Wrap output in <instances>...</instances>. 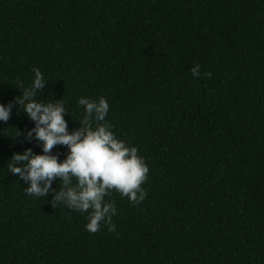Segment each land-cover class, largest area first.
Returning a JSON list of instances; mask_svg holds the SVG:
<instances>
[{
	"label": "trees",
	"instance_id": "obj_1",
	"mask_svg": "<svg viewBox=\"0 0 264 264\" xmlns=\"http://www.w3.org/2000/svg\"><path fill=\"white\" fill-rule=\"evenodd\" d=\"M34 67L47 80L37 99H62L69 130L77 98L103 95L113 131L148 166L139 204L106 197L113 231L86 230V212L26 194L7 170L14 151H41L14 101ZM8 101L0 264H264V0H0Z\"/></svg>",
	"mask_w": 264,
	"mask_h": 264
},
{
	"label": "clouds",
	"instance_id": "obj_2",
	"mask_svg": "<svg viewBox=\"0 0 264 264\" xmlns=\"http://www.w3.org/2000/svg\"><path fill=\"white\" fill-rule=\"evenodd\" d=\"M30 85L17 81L20 94L14 97L20 111L33 122L24 131L25 139L39 142L40 152L31 147L14 151L8 158L7 170L18 174L26 182L24 191L34 197L51 194L53 207L63 204L73 211L86 212L85 229L95 232L101 223L113 231L111 223L116 213L115 203L106 199L112 190L139 204L146 196L141 187L148 166L138 155V149L117 137L112 124L106 119L109 104L103 95L80 96L77 105L83 106L79 126L68 129L64 113H68L62 99H37L46 83L43 73L34 67ZM193 77L201 75L199 63L189 69ZM210 75V73H204ZM13 101L0 102V122H7L12 114ZM17 129L8 136L20 135ZM66 146L63 158L52 151L55 145ZM57 186L52 187L53 181Z\"/></svg>",
	"mask_w": 264,
	"mask_h": 264
}]
</instances>
